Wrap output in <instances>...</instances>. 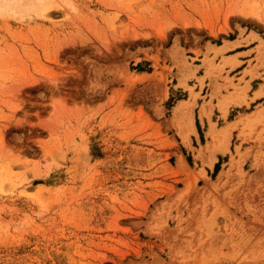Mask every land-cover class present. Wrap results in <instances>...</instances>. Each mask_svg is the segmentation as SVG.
<instances>
[{
    "label": "rangeland",
    "instance_id": "374dc122",
    "mask_svg": "<svg viewBox=\"0 0 264 264\" xmlns=\"http://www.w3.org/2000/svg\"><path fill=\"white\" fill-rule=\"evenodd\" d=\"M0 264H264V0H0Z\"/></svg>",
    "mask_w": 264,
    "mask_h": 264
},
{
    "label": "bare ground",
    "instance_id": "6f19581e",
    "mask_svg": "<svg viewBox=\"0 0 264 264\" xmlns=\"http://www.w3.org/2000/svg\"><path fill=\"white\" fill-rule=\"evenodd\" d=\"M187 103H188V102H187ZM180 104H181V103H180ZM183 104H185V103H183ZM178 108H179V106H178ZM181 108H182V106H181ZM179 109H180V108H179ZM175 110H176V109H175ZM177 110H178V109H177ZM230 125L232 126V124H230ZM230 125H228V128H225V129H224V131H223V135H224V136H225V134H229V130H228V129L230 128V127H229ZM223 128H224V127H223ZM182 132H183V131H182ZM184 132H185V131H184ZM221 132H222V131H221ZM210 133L213 135V137L217 135V133H216L215 130H214V131L212 130ZM182 137H183V136H182ZM185 140H186V138H185Z\"/></svg>",
    "mask_w": 264,
    "mask_h": 264
}]
</instances>
